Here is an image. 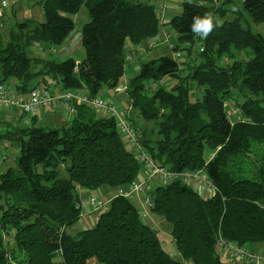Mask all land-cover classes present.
<instances>
[{"label": "trees", "instance_id": "16d2710c", "mask_svg": "<svg viewBox=\"0 0 264 264\" xmlns=\"http://www.w3.org/2000/svg\"><path fill=\"white\" fill-rule=\"evenodd\" d=\"M38 3L44 20L16 21L0 45V82L12 78L21 92L40 82L47 87L50 81L58 92L84 89L90 96L102 85L114 88L132 58L124 50L126 40L139 47L164 25L176 33L172 50L199 46L198 63L160 55L141 63L127 78V120L142 148L171 171L203 170L216 187L204 198L182 179L159 184L152 192L150 211L165 218L177 252L193 264H230L216 249L220 238L241 246L264 242V33L244 26L241 14L223 20L207 38L191 30L194 17L212 13L215 23L225 15V5L233 6L234 1L184 0L181 12L166 21L148 0ZM82 5L89 16L80 29L82 60L27 54L34 44L47 50L63 43L74 28L71 15ZM242 8L254 23L264 24V0H242ZM246 49L250 53L245 59L219 62L222 56L233 57L234 50ZM186 64L189 72L180 76ZM164 76L179 81L171 89L146 92L145 81ZM187 79L201 87L194 101ZM227 100L244 120L227 117ZM133 108L138 114L131 112ZM139 119L154 126L136 125ZM35 123V117L25 126L0 121V142L17 150L11 157L15 167L6 160L11 155L0 159L8 164L0 172V229L7 237L0 236V264H184L162 248L135 203L119 195L97 213L91 228L75 235L67 232L81 217L76 186L117 189L142 177L141 163L113 117L78 104L65 125L46 129Z\"/></svg>", "mask_w": 264, "mask_h": 264}, {"label": "rangeland", "instance_id": "374dc122", "mask_svg": "<svg viewBox=\"0 0 264 264\" xmlns=\"http://www.w3.org/2000/svg\"><path fill=\"white\" fill-rule=\"evenodd\" d=\"M39 0H8V5L6 7H1L0 5V45L1 43H4L5 40L7 39V34L8 30L14 25L16 21H21L24 18H33L36 22H41L44 20L43 17V11L41 8L40 3H38ZM130 1H145V0H130ZM184 0H148V2L152 3L160 17L162 19L168 20L171 18L173 15H176L181 12L182 9V2ZM233 6L230 4H226L225 7L227 10L225 11V15L222 17H218L221 21L223 20H231L234 18L236 14H241L243 17V25H249L250 28L254 32H260L264 33V24L263 23H254L248 13L242 8V0H233ZM170 3L176 4V6H179V10L177 11H171L167 9V14L165 13V9ZM232 7L233 9H229ZM162 10L160 13H163L162 15L159 13V10ZM235 9V10H234ZM71 18L73 19L74 22V28L70 31L66 39L63 41V43L59 45H50V47L46 49H43L39 45L34 44L31 47H28L27 49V54L30 56H42L44 58H52L56 61L63 60L68 57L74 58L76 61H80L84 58L85 52L84 48L81 44L80 39H75L76 36L80 33L81 26L89 20V16L87 13V9L84 5H82L79 9V11L75 14L71 15ZM169 34L171 36L170 41H174L176 39V33L175 31L169 26V25H164L162 26V29L160 30L159 34L154 37V41L157 40V45H154L153 47L147 48L149 45V41L145 40L139 44L138 48L139 52L138 54H135L133 44L129 43L126 41L124 50L128 56L132 55L131 60L129 61V66L125 68V72L122 75V77L119 80V83L117 84L116 87L114 88H109L106 85H102L97 93V95L110 103L114 104L117 111L121 113V111L125 108L131 107L130 105V99L128 94L126 93L124 89L125 82L127 78L133 76L137 71L133 70L134 66L137 65V67H140V64L143 62L148 61L149 59L158 57L160 55H167L171 56L173 58H176L179 62H190L192 64L200 62L201 58L199 56V46L198 47H193L189 51L187 49L183 50H178L174 51L172 48L169 47L168 42L165 39V35ZM150 42H153L150 40ZM186 44V43H185ZM183 44V45H185ZM188 47V44H186ZM185 47V46H183ZM185 47V48H186ZM134 53V54H130ZM234 56L231 58H228L227 56L220 57L219 62L221 63H226V62H232L233 59H245L249 53L250 49L246 50H234L233 51ZM225 58V59H224ZM183 70L179 73L180 76H184L189 72V66L188 64L183 66ZM14 79L9 78L7 83L8 84H15ZM179 81V78L173 77V76H164L161 80L157 82H148L145 81L144 85L146 86V92L151 93L153 90H155L158 87H163L165 89H171L175 83ZM186 82H188V85L190 86L191 90V95H190V100L194 101L196 98L200 97L201 95V87H199L195 81L191 79H187ZM51 84H48L47 87L52 91L56 92L58 91L59 88L54 87L52 82L50 81ZM39 86H45L44 83H39ZM126 88V86H125ZM81 91L85 92L84 89ZM51 108H49L50 110ZM130 111V109H129ZM19 111L16 108H1L0 109V121H9V123L14 124V125H20V126H25L31 123L30 115H24L21 116L17 113ZM96 114L100 113L99 111H95ZM131 112L136 115L138 114V110L136 108H133ZM48 114V113H47ZM64 116H66L64 118ZM61 118V119H60ZM72 118V115L70 113H67L66 111H61V114L57 117L55 121H52L51 119L47 118H42L41 121H38L35 123L37 126L44 127L46 129H51V128H58L59 124H67L70 122ZM140 120V119H139ZM34 121V120H33ZM141 126H146V127H153V123H145L142 120L140 122L137 121L136 125ZM128 149H130L135 155H137V152L131 148L127 143H126ZM16 148H13L10 146L8 142H0V154L6 155H11L7 157V162L8 164L15 167V163L13 159H11L12 156L16 155ZM0 172L4 171L8 166V164H2V161H0ZM37 169L41 171V166H38ZM144 165L141 164V169H140V175L142 176L144 174ZM59 173L60 175H64L65 172L62 169V166L59 168ZM155 183H153V187H156L160 183L163 182L160 178H155ZM187 181V180H184ZM84 191V190H82ZM80 191L79 197L81 199V202L84 203V198L86 197L83 192ZM114 187L103 185L96 190H93V194L95 195L96 198L98 199H104L105 202L102 206L98 207L95 209V214L100 213L102 211H105L109 208V202L111 201L112 195L116 196V192L114 193ZM202 191V190H201ZM113 193V194H112ZM211 193V192H210ZM201 196L206 198L209 197L208 194H206L204 191L201 192ZM135 199V198H134ZM132 199V201H134ZM110 200V201H109ZM147 206V205H146ZM150 210V206H147ZM84 210L82 206V211ZM142 214L144 212H141L140 215L142 217ZM154 218H157L160 222H163V224H167L168 229L170 228L169 223L165 220V218L157 213H152ZM92 219V218H91ZM142 219L147 223V220L142 217ZM83 220L88 223L86 217L83 216ZM90 223V222H89ZM92 224H86L84 226L82 224V221L79 219L74 225L70 226L67 228V232L71 235H75L79 231L85 229V228H91ZM158 238L160 240V243L162 242V245H166L167 247V252L169 255L174 258L182 261L184 264H193V262L189 259H184L177 253V249L174 245L171 244V235L169 231H165L164 229H158L156 231ZM0 236L3 238L5 237V234L3 231L0 229ZM7 237L4 238V240ZM256 244V245H254ZM253 246H255V250H253ZM246 249H250L255 251L256 254L261 255V253H264V242H256V243H249L245 245ZM220 252V258L226 262L229 263V256H228V251L225 248H219L218 249ZM240 264V262H239Z\"/></svg>", "mask_w": 264, "mask_h": 264}, {"label": "built area", "instance_id": "2783aa9c", "mask_svg": "<svg viewBox=\"0 0 264 264\" xmlns=\"http://www.w3.org/2000/svg\"><path fill=\"white\" fill-rule=\"evenodd\" d=\"M1 7H6L8 5V0H0ZM162 10H159V13ZM163 14V13H160ZM171 36L167 33L165 39L168 42L170 48L173 47L172 41H170ZM153 42L149 41V47L157 45V40L152 38ZM225 59V58H224ZM127 85V80L125 86ZM60 104L62 108L70 113L72 116L76 112V105L86 104L90 106L93 110H106L108 112V117H113L116 120V127L125 143H127L131 148L137 152V158L141 164L144 165L145 175L143 178L136 182L129 183L124 186H119L116 189V194L127 199H134L136 195H143V203L150 206L152 203V179L160 178L163 180L160 184L168 183L174 179H182L187 181H195L199 185L208 189L211 194L214 193L216 187L209 179L207 174L203 170L198 169H185L180 172L171 171L165 166L158 165L149 153H147L140 145L136 132L132 124L127 120V109L120 112L117 111L114 104L109 101L99 97L98 95L90 96L86 93L65 90L62 92H52L46 86L33 87L29 91L21 92L16 88L15 84H8L7 82H0V109L1 108H16L23 114L30 115L32 117H38L42 111L52 108L56 104ZM224 108L227 117L231 121L244 120L241 116L240 110L236 107L234 102L227 100L224 102ZM218 148H216L217 150ZM208 153V159L214 156L215 151ZM5 157L4 154H0V159ZM150 182V184H148ZM81 187L76 186V191H79ZM89 202L91 205L97 209L102 206L105 202L104 199H98L95 196L89 197ZM225 248L228 251L229 263L230 264H264V253L258 255L256 253L250 252L244 246L237 244L234 241H226L219 239L216 244V249Z\"/></svg>", "mask_w": 264, "mask_h": 264}, {"label": "crops", "instance_id": "0c3cea01", "mask_svg": "<svg viewBox=\"0 0 264 264\" xmlns=\"http://www.w3.org/2000/svg\"><path fill=\"white\" fill-rule=\"evenodd\" d=\"M167 9L168 10H171V11H177V10H179V6H176V4H174V3H170L168 6H167V8L165 9V13L164 14H167ZM162 15V14H161ZM165 20V19H164ZM163 20V21H164ZM75 39H80V33L76 36V38ZM126 41H128V40H126ZM129 42V41H128ZM126 43V42H125ZM130 43V42H129ZM183 46H187L186 44L185 45H183ZM133 47H134V51H135V54H138V52H139V50H138V48H136L134 45H133ZM136 51H138V52H136ZM130 54H134V53H130ZM128 66H129V63H128ZM139 69V67H137V65H135L134 66V69L133 70H138ZM82 90V89H81ZM81 90H77L78 92H82V93H85V92H83V91H81ZM56 92H58V91H56ZM125 109H127V108H125ZM124 110V109H123ZM19 111V110H18ZM61 111H65L63 108H62V106L58 103V104H56L55 106H53L50 110L48 109V110H45V111H42L41 113H40V115L38 116V117H36L35 118V121L36 122H38V121H41L42 120V118H49V119H51L52 121H55L56 119H57V117L61 114ZM20 112V111H19ZM19 112L17 113V115L16 116H18V114H19ZM48 113V114H47ZM19 115H21V112H20V114ZM98 115L99 116H108V112L106 111V110H100V113H98ZM66 116H64V118H65ZM73 117V116H72ZM61 119V118H60ZM72 119V118H71ZM58 120V119H57ZM138 121V120H137ZM61 125H63V124H59L58 125V127H60ZM144 175H145V171H144V174L142 175V177L141 178H143L144 177ZM150 182H152V188L150 187V189L153 191L154 190V187H153V183H155V181H154V179H152ZM150 182H148V184H150ZM186 183L188 184V185H190L195 191H197L200 195H201V192L202 191H204L206 194H208V196H211V193H210V191L208 190V189H206L205 187H203V186H201V185H199L197 182H195V181H193V180H191V181H186ZM82 190H84V191H82ZM94 190V189H93ZM93 190H91V189H85V188H80V190L78 191V192H80V191H82L83 192V194H85L86 195V197L84 198V203H82L81 202V199H80V206H81V217H80V220L82 221V224L84 225V226H86V224H94L95 223V220H96V218H97V214H95V208L91 205V203L89 202V197L90 196H95L94 194H93ZM96 190V189H95ZM114 193L116 192V188H114ZM202 190V191H201ZM80 194V193H79ZM113 194V193H112ZM115 195V194H114ZM114 195H112V197H111V199L114 197ZM142 196L143 195H136L135 196V199H134V203H135V205L137 206V208H138V210H139V212L141 213V212H144V214H142V217H144L146 220H147V223L155 230V231H157L158 229H164L165 231H169L170 232V228L168 229V226H167V224H163V222H160L157 218H154V216H153V212H151L150 210H149V208L143 203V198H142ZM110 201V200H109ZM82 206H83V208H84V210L82 211ZM83 216H85L86 217V219H87V221H89L88 223H86V221H84L83 220ZM92 218V219H91ZM171 244L172 245H174L173 244V241L171 240ZM254 245H256V244H254ZM161 246H162V248L167 252V246L166 245H162V242H161ZM245 247V246H244ZM253 250H255V246H253ZM253 250H250L249 249V251L250 252H253V253H255V251H253ZM168 253V252H167ZM178 253V252H177ZM218 253L220 254V252L218 251ZM169 254V253H168ZM261 254H263V253H261ZM178 255H179V253H178Z\"/></svg>", "mask_w": 264, "mask_h": 264}, {"label": "clouds", "instance_id": "9594fccd", "mask_svg": "<svg viewBox=\"0 0 264 264\" xmlns=\"http://www.w3.org/2000/svg\"><path fill=\"white\" fill-rule=\"evenodd\" d=\"M213 21L214 16L212 13H207L202 17H194L191 30L197 36L207 38L216 26L222 24V21L219 18H215V23H213Z\"/></svg>", "mask_w": 264, "mask_h": 264}]
</instances>
